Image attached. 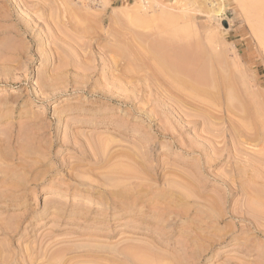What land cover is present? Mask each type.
<instances>
[{
	"label": "rangeland",
	"instance_id": "obj_1",
	"mask_svg": "<svg viewBox=\"0 0 264 264\" xmlns=\"http://www.w3.org/2000/svg\"><path fill=\"white\" fill-rule=\"evenodd\" d=\"M263 110L264 0H0V264H264Z\"/></svg>",
	"mask_w": 264,
	"mask_h": 264
},
{
	"label": "bare ground",
	"instance_id": "obj_2",
	"mask_svg": "<svg viewBox=\"0 0 264 264\" xmlns=\"http://www.w3.org/2000/svg\"><path fill=\"white\" fill-rule=\"evenodd\" d=\"M161 1V0H160ZM183 7V6H182ZM77 8V7H76ZM181 8V7H180ZM192 9V8H191ZM191 12H192V10H190ZM177 12V11H176ZM183 12V11H182ZM155 14V13H154ZM162 14V13H161ZM177 14H178V12H177ZM72 15V14H71ZM153 15V14H152ZM182 15V14H181ZM194 15V14H193ZM155 16V15H154ZM162 16V15H161ZM179 16V15H178ZM183 16V15H182ZM185 16V15H184ZM195 16V15H194ZM177 17V16H176ZM191 17V16H190ZM134 18V17H133ZM154 18V17H153ZM162 18V17H161ZM168 18V17H167ZM195 18V17H194ZM132 19V18H131ZM135 19V18H134ZM173 20L174 19H176V18H172ZM183 19V18H182ZM39 20V19H38ZM165 20H166V16H165ZM169 20H171V19H169ZM154 21V20H153ZM161 21V20H160ZM159 21V22H160ZM164 21V20H163ZM168 21V20H167ZM172 21V20H171ZM177 21V20H176ZM178 22V21H177ZM145 23H146V21H145ZM147 23H149V22H147ZM151 23V22H150ZM168 23H170V25L172 24V22H170V21H168ZM173 23H174V21H173ZM132 24H133V22H132ZM135 24V23H134ZM143 24H144V22H143ZM174 24H176V23H174ZM174 24H172V25H174ZM147 25V24H146ZM171 25V26H172ZM136 26V25H135ZM149 26V25H148ZM159 26V25H158ZM167 26V25H166ZM163 27V26H162ZM156 28V27H155ZM157 29H159V28H157ZM160 29H161V27H160ZM157 43V42H156ZM155 43V45H160V44H156ZM166 43V42H165ZM200 43V42H199ZM154 45V44H153ZM193 45H196V44H193ZM198 45V44H197ZM152 47V46H151ZM189 47V46H188ZM155 48V47H154ZM156 48H158V47H156ZM160 48H161V50H162V53L161 54H158V52H156L157 54H158V56L160 55V57H158L159 59H158V64L160 65V66H162L163 68H165V69H170V70H172L171 71V73H173V72H179V76H180V74H184V75H182V77H184V78H187V77H190V78H188V79H190V81H191V78H192V81L191 82H195V83H190V84H195V85H193L192 87H190L189 88V82H187V81H184L183 82V84L185 85V87H188L189 89H190V91L193 93V95H195V96H200V95H205V90L203 89V87L202 86H206V84H207V86L209 87V85L210 84H208L209 82L211 83V81L207 78L206 79V77H205V74H204V71H203V69H201V65H200V61H198V60H200L202 57H203V55H201L202 57H195V56H197V55H192L191 53L192 52H194L193 50H190V49H188V51L190 50V52H188L186 49H183V48H176V47H174L172 44H168V46H165V45H160ZM200 48H201V46H200ZM149 49V48H148ZM192 49V48H191ZM150 50V49H149ZM159 50V49H158ZM199 50V49H198ZM143 51V50H142ZM152 51V50H151ZM154 51V50H153ZM156 51V50H155ZM155 51L153 52V53H155ZM202 51V50H201ZM124 52V51H123ZM159 52H160V50H159ZM203 52V51H202ZM202 52H200V53H202ZM154 54L155 56L157 55V54ZM204 53V52H203ZM202 53V54H203ZM130 54V53H129ZM125 57V56H124ZM157 57V56H156ZM200 58V59H199ZM198 59V60H197ZM201 60H203V59H201ZM202 62V61H201ZM197 63H199V66H198V64ZM196 64H197V66H196ZM136 67V66H135ZM175 74V73H174ZM175 76V75H174ZM208 77V76H207ZM181 78V77H180ZM183 78V79H184ZM206 80H208V81H206ZM211 86V85H210ZM212 90V89H211ZM256 97V96H255ZM209 98V97H208ZM211 99V98H210ZM233 104H232V110H233V108L236 110V108L235 107H233V105H234V103L235 102H232ZM258 103V102H257ZM236 104V103H235ZM239 105V103H237V106ZM240 106V105H239ZM238 106V107H239ZM237 107V108H238ZM261 107V106H260ZM262 108V107H261ZM239 110L238 111H240V109H242V108H238ZM241 112V115H242V110L240 111ZM263 113H264V110H263ZM257 114V117L258 116H260V113H256ZM247 129V128H246ZM252 132V131H251ZM250 135H252L251 133H250ZM258 136V135H257ZM251 137V136H250ZM253 138V137H252ZM256 138H258V137H256ZM257 140V139H256ZM263 141V140H262ZM110 145V144H109ZM262 149V148H261ZM261 152V151H260ZM247 193H249V192H247ZM250 194V193H249ZM249 194H247V196L249 195ZM251 197V196H250ZM255 205V204H254ZM264 209V208H263ZM246 217V216H245ZM135 246V245H134ZM128 247H130V246H128ZM140 247V246H139ZM139 247H137V248H139ZM131 248V247H130ZM141 248H143V247H141ZM145 248V247H144ZM140 249V248H139ZM128 250H130L129 248H128ZM131 250H133V249H131ZM137 251H139V250H137ZM143 251V250H142ZM145 252H147V251H145ZM131 253V252H130ZM156 258H158V257H156ZM159 259V258H158Z\"/></svg>",
	"mask_w": 264,
	"mask_h": 264
}]
</instances>
